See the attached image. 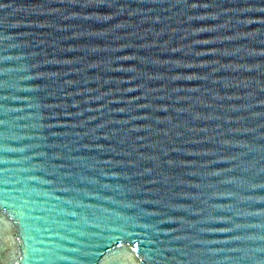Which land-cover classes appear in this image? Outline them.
I'll list each match as a JSON object with an SVG mask.
<instances>
[{
	"label": "water",
	"instance_id": "95a60500",
	"mask_svg": "<svg viewBox=\"0 0 264 264\" xmlns=\"http://www.w3.org/2000/svg\"><path fill=\"white\" fill-rule=\"evenodd\" d=\"M0 264H264V0H0Z\"/></svg>",
	"mask_w": 264,
	"mask_h": 264
}]
</instances>
